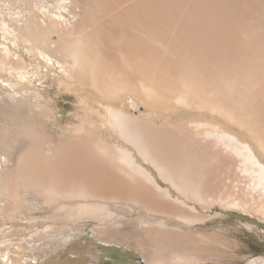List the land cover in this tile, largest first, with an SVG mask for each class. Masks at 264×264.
Returning a JSON list of instances; mask_svg holds the SVG:
<instances>
[{"label":"bare ground","instance_id":"obj_1","mask_svg":"<svg viewBox=\"0 0 264 264\" xmlns=\"http://www.w3.org/2000/svg\"><path fill=\"white\" fill-rule=\"evenodd\" d=\"M81 5L75 30L58 45L64 70L92 88L101 86L99 77H107L105 92L98 95L121 135L185 198L252 214V207L264 208V6L259 0H131L125 6L121 0H82ZM125 72L145 86L117 82ZM123 90L162 103L165 117L184 119L187 130L140 122L126 109L139 111L138 102L126 94L130 107L116 101ZM5 112L12 118L0 134V152L17 141L13 165L0 168L5 210L22 203L20 190L31 189L52 205L58 219H81L91 212L111 217L108 200L169 222L206 219L172 198L131 151L94 142L87 133L55 139L50 148L45 142L51 138L41 131L50 117L46 108L26 119L15 108ZM135 222L139 229L125 237L145 240L152 252L164 251L181 260L178 264L219 253L198 244V234L166 220ZM246 264H264V256Z\"/></svg>","mask_w":264,"mask_h":264},{"label":"rangeland","instance_id":"obj_2","mask_svg":"<svg viewBox=\"0 0 264 264\" xmlns=\"http://www.w3.org/2000/svg\"><path fill=\"white\" fill-rule=\"evenodd\" d=\"M81 1L0 0V129L3 130H0V134L10 126L8 122L12 115L5 112L9 108L24 112L23 119H26L28 114L38 113L46 108L50 117L42 123L41 131L51 138V142H45L50 148L56 140L64 136L86 133L92 134L90 139H94V142L102 141L112 149L116 146L125 148L133 153L139 165L147 169L162 188L169 189L172 198L184 200L187 206L196 208V214L199 212L206 219L193 224H185L176 219L169 222L165 216L150 218L148 213L139 212L137 207L130 203L109 200L106 201V206L112 213L111 217L91 212L89 215L82 214L84 217L81 216V219H58L52 205L45 204L37 192L22 189L19 191L22 203L17 208L5 210L7 200L0 198V264L181 262L170 258L164 251L152 252L147 242L139 237H125V234L139 229L136 218L147 221L166 220L169 225L181 226L184 232L198 234L195 241L203 244L209 252H219L197 257L187 264H246L249 260L263 257L264 208L256 205L251 208L253 214L245 213L237 209L222 208L209 199H204L201 206L194 200L176 193L166 180L158 176L153 164L145 160L136 147L121 135L120 128L102 106L104 99L98 93L105 92L102 82L108 83L107 77L97 76L98 80L102 81L101 86L92 88L87 83H78L64 70L58 45H63L65 35L75 30L82 14ZM129 1L131 0H121L122 6L127 5ZM259 2L264 6V0ZM26 31L30 33L27 34ZM30 34H34L36 39L32 37L31 40ZM69 41L77 46L74 39L67 40ZM44 44L48 45V51L42 50ZM153 44L156 45L155 42ZM115 80L122 84L132 83L139 88L145 86L140 79L127 72L123 76L117 75ZM160 91L164 93L165 90L161 87ZM125 94L126 98H132L133 103L140 104L139 111L126 108L128 114L140 122L155 124L167 130L174 127L187 130V126L183 124L184 119L175 121L174 118L169 120L168 116L165 117L168 111L162 103H150L147 98L129 96L130 93L124 90L116 101L127 105L128 101L123 96ZM128 106L130 107V104ZM86 108L89 111H85ZM180 110H183L182 107H178L176 111ZM8 143L10 145H7L6 149L4 147L5 152H0V168L5 170L13 165V149L17 141L10 140ZM200 234H206L207 237H200Z\"/></svg>","mask_w":264,"mask_h":264}]
</instances>
